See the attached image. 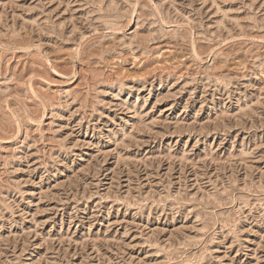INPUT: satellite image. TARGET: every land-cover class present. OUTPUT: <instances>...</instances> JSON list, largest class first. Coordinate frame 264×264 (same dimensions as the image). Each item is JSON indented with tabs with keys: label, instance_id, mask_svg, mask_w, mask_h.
I'll list each match as a JSON object with an SVG mask.
<instances>
[{
	"label": "rangeland",
	"instance_id": "1",
	"mask_svg": "<svg viewBox=\"0 0 264 264\" xmlns=\"http://www.w3.org/2000/svg\"><path fill=\"white\" fill-rule=\"evenodd\" d=\"M0 264H264V0H0Z\"/></svg>",
	"mask_w": 264,
	"mask_h": 264
}]
</instances>
